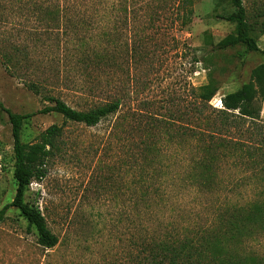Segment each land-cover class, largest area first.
<instances>
[{"label": "rangeland", "instance_id": "1", "mask_svg": "<svg viewBox=\"0 0 264 264\" xmlns=\"http://www.w3.org/2000/svg\"><path fill=\"white\" fill-rule=\"evenodd\" d=\"M136 1L142 11L131 15L127 24L117 15L111 23L101 20L93 27L76 25L72 30L64 13L59 22L49 15L53 0H0V100L4 108L20 114L38 112L51 105L44 94L76 109H89L114 97L127 101L118 114L94 127L65 123L56 112L37 113L24 121V142L36 141L53 124L64 127L62 148L48 163L46 176L34 180L26 195L61 243L52 250L40 246L36 231H29L19 211L10 208L7 219L0 222V264H135L126 248L130 222L119 221L128 205L123 203L126 195L121 196V187L130 179V148L141 133L134 131L139 116L131 109L147 114L141 121L149 126L158 123L156 118L168 116L177 121L175 125L183 119L191 123L190 117L180 114L184 106H192L193 89L207 82L208 73L212 72L220 87L210 101V111L216 114V108H222L221 97L247 83L252 69L264 62L261 52L248 51L243 45H218L234 32L235 25L218 16L236 9L230 0H197L194 15L186 23L178 15V0ZM239 7L264 50V0H240ZM82 15L73 14V18ZM106 26L113 29L116 42L110 45L115 53L112 67L103 70L80 63L82 38L87 36L90 47H99V34ZM31 82L41 85L44 93H34ZM261 107L258 123L264 132V96ZM4 108L0 107V209L13 200L17 187L12 125ZM118 121L125 129L120 127L112 135L113 123ZM252 129L254 125L247 121L242 141L250 140ZM243 161L230 160L225 165L226 187L214 198L169 189L172 208L163 209L162 216L169 222L188 217L206 220L215 198L232 204L255 198L256 182L264 184V173L259 167L256 172L240 167ZM245 249L264 256V235L247 240Z\"/></svg>", "mask_w": 264, "mask_h": 264}, {"label": "trees", "instance_id": "2", "mask_svg": "<svg viewBox=\"0 0 264 264\" xmlns=\"http://www.w3.org/2000/svg\"><path fill=\"white\" fill-rule=\"evenodd\" d=\"M56 1L53 0L54 4L48 8L49 15L59 22L64 13L63 18L72 23L68 26L72 30L76 25L93 27L101 20L111 23L119 18L117 15H122L127 24L131 15L142 11V5L136 0H64L63 6L61 0ZM196 1L178 0V15L183 22L191 21ZM230 2L236 9L218 16L233 23L234 32L218 45L222 48L243 45L248 51L264 55L253 25L239 7L240 0ZM73 14L83 15L73 18ZM112 30L103 27L99 47H90L87 36L82 38L78 45L80 63L94 64L103 70L112 67L115 53L110 45L116 43ZM29 88L36 94L44 93L36 82L29 83ZM219 89V82L212 72L208 73L205 84L193 89L192 106H184L180 114L182 118L190 117L191 123L183 119L175 125L177 121L168 116L161 120L156 118L158 123L149 126L141 121L147 114L143 116L140 110L131 109L139 116L134 131L141 133L140 140L130 148L127 166L130 179L121 187V196L126 195L123 203L128 205L119 214V221L130 222L126 248L127 256H131L135 264H264V256L245 249L247 240L264 235V184L259 180L256 182L258 192L250 201L232 204L215 198L206 220L195 221L188 217L180 222H169L161 214L163 209L172 208L169 189L188 190L213 198L222 194L226 187L223 172L230 160H244L240 167L253 172L259 167L264 173V132L258 123L264 96V62L252 69L247 83L221 97L222 108H216L217 113L213 114L210 101ZM44 99L51 105L26 114L4 108L0 100V107L5 109L12 125L17 186L13 200L0 209V222L7 219L10 208H16L26 221L27 229L36 231L38 244L52 250L61 243L60 237L48 227L42 211L26 201V195L34 180L46 176L48 163L62 148L64 127L53 124L36 141L24 142V121L37 113L56 112L65 123L94 127L118 114L127 101L123 97H114L89 109H76L52 94H44ZM247 121L254 125L248 142L241 139ZM120 127L119 121L114 122L112 135H117ZM123 185L129 190L128 194ZM156 223L154 231L152 226Z\"/></svg>", "mask_w": 264, "mask_h": 264}]
</instances>
